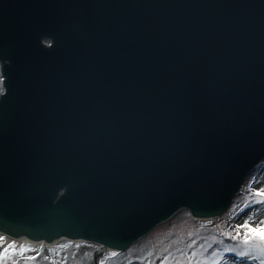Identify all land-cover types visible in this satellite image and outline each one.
I'll return each mask as SVG.
<instances>
[{
	"label": "water",
	"instance_id": "95a60500",
	"mask_svg": "<svg viewBox=\"0 0 264 264\" xmlns=\"http://www.w3.org/2000/svg\"><path fill=\"white\" fill-rule=\"evenodd\" d=\"M0 62L10 237L122 251L264 158V0H0Z\"/></svg>",
	"mask_w": 264,
	"mask_h": 264
},
{
	"label": "rangeland",
	"instance_id": "374dc122",
	"mask_svg": "<svg viewBox=\"0 0 264 264\" xmlns=\"http://www.w3.org/2000/svg\"><path fill=\"white\" fill-rule=\"evenodd\" d=\"M2 91L0 78V94ZM241 190L227 215L196 221L187 210H180L123 253H103L97 264H209L217 254H222V264H259L252 257L242 259L234 255L230 249L243 247L245 222L250 227L264 226V203L260 202L264 196L256 195L264 190V160L245 179ZM238 231L240 235L232 239ZM221 236H226V242ZM5 250L8 255L0 264H93L98 246L61 240L46 247L39 256L38 250L29 247L17 250L8 246L0 254Z\"/></svg>",
	"mask_w": 264,
	"mask_h": 264
},
{
	"label": "snow or ice",
	"instance_id": "6c2138e0",
	"mask_svg": "<svg viewBox=\"0 0 264 264\" xmlns=\"http://www.w3.org/2000/svg\"><path fill=\"white\" fill-rule=\"evenodd\" d=\"M256 195L264 196V190L257 192ZM260 202L264 203V200ZM262 225H264V222H262ZM242 227L245 230L242 240L243 247L230 249V251L234 255L242 259L252 257L258 260L259 264H264V226L250 227L249 224L245 222L242 225ZM239 235L240 233L238 231L236 236H233L231 238L237 239ZM7 255H8V251L5 250L2 254H0V260L5 259ZM222 259H223L222 254H217L216 256L213 257V260L210 261L209 264H222Z\"/></svg>",
	"mask_w": 264,
	"mask_h": 264
},
{
	"label": "bare ground",
	"instance_id": "6f19581e",
	"mask_svg": "<svg viewBox=\"0 0 264 264\" xmlns=\"http://www.w3.org/2000/svg\"><path fill=\"white\" fill-rule=\"evenodd\" d=\"M57 243V242H55ZM55 243H53L52 245H54ZM8 246H14V248H16L17 250H19L20 248L23 247H29L32 248L34 250L37 249V247H39V243L30 241L28 239H26L25 237H21V238H10L6 235H3L0 233V252Z\"/></svg>",
	"mask_w": 264,
	"mask_h": 264
}]
</instances>
